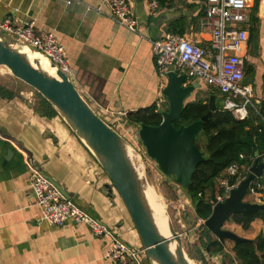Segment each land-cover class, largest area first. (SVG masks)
<instances>
[{"label": "crops", "instance_id": "crops-1", "mask_svg": "<svg viewBox=\"0 0 264 264\" xmlns=\"http://www.w3.org/2000/svg\"><path fill=\"white\" fill-rule=\"evenodd\" d=\"M127 1L138 20L137 31L119 25L102 0H0V22L7 16L15 24L34 19L37 34L54 32L67 50L72 80L94 110L116 129L117 124L135 129L125 122L128 112L153 105L163 112L170 105L163 93L169 73L159 72L153 40L176 33L209 51L212 36L204 26L205 8L200 0L166 1L157 16L150 13L151 0ZM263 4L264 0H249V40L242 53L246 61L243 82L253 88L254 108L264 102ZM195 83L199 86L188 99H206L212 93L223 104V95L197 77L187 76L184 85ZM36 101L24 94L12 99L0 96V264H111L105 257L108 238L94 235L86 224L68 221L59 227L42 219L41 207L30 191L27 158L83 209L87 207L132 246L142 247L130 213L103 167L61 115L38 114ZM254 164L245 172L240 170L243 177ZM260 178L264 184V170L254 180ZM245 200L260 203L249 192ZM224 228L247 240L264 235L261 218L248 228L229 220ZM235 243L226 239V256L208 254L207 259L214 264L238 263Z\"/></svg>", "mask_w": 264, "mask_h": 264}, {"label": "water", "instance_id": "water-1", "mask_svg": "<svg viewBox=\"0 0 264 264\" xmlns=\"http://www.w3.org/2000/svg\"><path fill=\"white\" fill-rule=\"evenodd\" d=\"M261 15L264 16V4ZM27 46L41 53L32 46L25 44L12 35L0 31V66L7 67L19 80L25 82L58 111L73 132L89 148L97 161L110 177L116 191L127 207L134 225L140 235L150 264H197L186 252L182 234L179 233L168 217L170 236L160 231L148 201L146 191L150 186L145 174L140 175L130 149L138 150L130 141L106 121L79 91L72 78L54 63L49 57L52 67H56V76H51L35 66L25 53L18 47ZM187 75H178L175 71L168 74V83L164 95L169 99V109L163 111V120L156 126L139 124V137L148 156L155 160L159 169L177 184L189 188L199 163L205 160L203 152L195 144L197 135L203 131L204 124L217 109L216 96L210 98V110L201 119L177 128L174 122L181 119L182 109L186 100L199 83L185 86ZM140 155L142 164L143 159ZM258 155V153H257ZM264 163L257 161L249 174L240 182L231 176L229 195L219 201L216 194L212 200L214 206L211 215L204 224L224 243L232 239L236 243L246 240L231 230L225 229V223L234 214L246 216L264 210V203L246 201L248 189L256 177L262 176ZM56 185L70 198L63 187ZM88 210L87 207L84 208ZM175 244V248H172Z\"/></svg>", "mask_w": 264, "mask_h": 264}, {"label": "built area", "instance_id": "built-area-1", "mask_svg": "<svg viewBox=\"0 0 264 264\" xmlns=\"http://www.w3.org/2000/svg\"><path fill=\"white\" fill-rule=\"evenodd\" d=\"M102 1L109 6L111 15L118 20L119 25L132 31L138 30V20L130 12L127 0ZM200 1L205 8L204 26L210 30L212 36L211 50L207 51L183 35L168 33L152 42L159 72L166 74L172 70H183L187 76L203 80L223 95L224 110L232 112L237 119L244 120L250 115L254 97L253 88L243 82L246 61L242 53L249 40L246 26L249 21V0ZM159 11V1L151 0V15L157 16ZM35 25L34 19L15 24L7 16L0 22V31L39 50L71 77L73 70L66 60L65 46L57 42L54 32H48L45 36L37 34ZM26 166L30 174V191L41 207L43 220L59 227L65 226L68 221L88 225L94 235L110 240L105 257L111 264H149L143 246H132L118 231L92 212L84 210L33 160L27 158ZM231 176L236 179V183L245 178L238 165L232 164L217 179L219 188L224 189L223 193L216 196L219 201H224L230 193ZM248 192L260 203H264V184L261 180L252 181ZM199 221L203 224L205 219L199 218Z\"/></svg>", "mask_w": 264, "mask_h": 264}, {"label": "trees", "instance_id": "trees-1", "mask_svg": "<svg viewBox=\"0 0 264 264\" xmlns=\"http://www.w3.org/2000/svg\"><path fill=\"white\" fill-rule=\"evenodd\" d=\"M158 1L164 5L169 0ZM255 19V15H252V20ZM213 92L216 94L217 91ZM211 95L212 93H209L206 99H187L182 109L181 119L175 121L174 125L179 128L181 125H188L201 119L210 110ZM0 96L12 99L20 94L0 83ZM36 98L34 109L38 114L47 117L59 114L39 92L36 93ZM216 104L217 109L195 139V144L203 152L205 160L198 164L191 186L185 188L180 185L193 203L194 216L197 219H207L211 215L214 206L212 195L220 189L217 179L232 164L236 163L239 170L245 172L246 168L256 161L264 163V102L256 104L255 108L251 107L249 117L244 120H239L232 112L224 110L219 101H216ZM162 120V112L156 105L128 112L125 116L126 123L137 127L141 123L156 126L161 124ZM260 180L262 181L261 178ZM219 191L223 193L224 189ZM256 218L264 221V210H259L250 216L237 213L230 220L248 228ZM199 229L198 254L197 256L189 254L190 257L201 261L202 264H211L203 253L204 249L209 255L226 256L224 243L204 223ZM233 250L237 264H264V235L260 234L253 240L246 239L235 243Z\"/></svg>", "mask_w": 264, "mask_h": 264}, {"label": "rangeland", "instance_id": "rangeland-1", "mask_svg": "<svg viewBox=\"0 0 264 264\" xmlns=\"http://www.w3.org/2000/svg\"><path fill=\"white\" fill-rule=\"evenodd\" d=\"M41 58L48 61V58L41 53L36 52ZM49 62V61H48ZM0 83L6 87L13 89L18 94H24L35 100L37 91L25 82L16 78L11 71L5 67L0 66ZM123 122V121H121ZM118 123V122H117ZM128 125V124H127ZM117 130H120L126 136L130 143L138 150L144 162V174L151 189L157 194L162 201L165 212L169 219L173 222L176 230L182 234L183 244L186 252L197 256V248L199 245L200 225L199 219L194 216L193 203L188 198L187 192L172 178L167 177L158 167L155 160L151 159L138 135L139 126L134 129L126 127V125L117 124ZM129 129L127 132L125 129ZM136 131L133 133V131ZM129 133V135H128ZM132 134V135H131ZM127 138V137H126ZM229 227V226H228ZM206 257L208 254L203 250ZM190 256V255H189ZM192 258V257H190ZM197 264H202L201 261L192 258ZM208 260V259H207ZM209 263L214 264L212 260ZM150 264V263H149ZM231 264H237L235 261Z\"/></svg>", "mask_w": 264, "mask_h": 264}, {"label": "bare ground", "instance_id": "bare-ground-1", "mask_svg": "<svg viewBox=\"0 0 264 264\" xmlns=\"http://www.w3.org/2000/svg\"><path fill=\"white\" fill-rule=\"evenodd\" d=\"M18 48L27 55V57L35 66L39 67L40 69L50 74L51 76H56L57 69L56 67H52L49 59L48 62L47 60L41 58L35 51H33L27 46L20 45ZM129 153L140 175L142 176L144 174V166L142 164L140 155L134 149H130ZM146 195L152 207L154 217L160 231L165 236H170L169 227H168V216L165 212V208L162 204V201L160 200V198H158L157 194L153 191V189H151L150 186L147 187ZM172 248L173 249L175 248V244H172ZM154 264H158V263H154Z\"/></svg>", "mask_w": 264, "mask_h": 264}]
</instances>
